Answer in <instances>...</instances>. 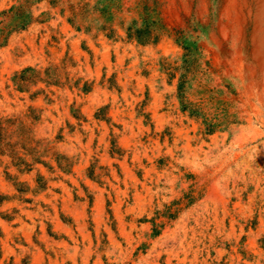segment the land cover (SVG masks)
Returning a JSON list of instances; mask_svg holds the SVG:
<instances>
[{
  "label": "rangeland",
  "instance_id": "1",
  "mask_svg": "<svg viewBox=\"0 0 264 264\" xmlns=\"http://www.w3.org/2000/svg\"><path fill=\"white\" fill-rule=\"evenodd\" d=\"M179 35L168 0H0V264H264L246 113Z\"/></svg>",
  "mask_w": 264,
  "mask_h": 264
},
{
  "label": "bare ground",
  "instance_id": "2",
  "mask_svg": "<svg viewBox=\"0 0 264 264\" xmlns=\"http://www.w3.org/2000/svg\"><path fill=\"white\" fill-rule=\"evenodd\" d=\"M168 2L178 21L181 48L190 45L211 58L215 70L238 95L249 129V154L254 162L258 149L264 169V0ZM174 43L173 36V49Z\"/></svg>",
  "mask_w": 264,
  "mask_h": 264
}]
</instances>
